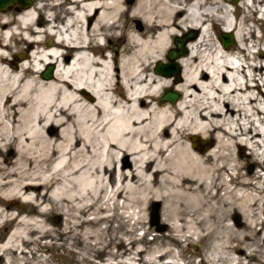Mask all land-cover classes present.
<instances>
[{
    "label": "bare ground",
    "instance_id": "obj_1",
    "mask_svg": "<svg viewBox=\"0 0 264 264\" xmlns=\"http://www.w3.org/2000/svg\"><path fill=\"white\" fill-rule=\"evenodd\" d=\"M229 1L32 0L0 10V218L17 201L43 215L73 210L66 229L86 227L94 240L88 228L111 205L135 230L159 201L167 233L156 229L155 247L132 252L136 264H182L169 248L179 238L212 240L199 264H242L232 253L249 248L247 258L264 264L253 241L264 211V0ZM236 9L247 13L240 21ZM217 25L233 47L213 38ZM185 32L195 36L173 59L178 76L155 72ZM12 41L21 47L13 51ZM166 88L178 94L174 102L159 99ZM244 147L258 171L240 173ZM231 212L243 229L225 223ZM26 218L25 228L39 225ZM27 233L15 230L0 246L2 264ZM141 238L117 240L121 255Z\"/></svg>",
    "mask_w": 264,
    "mask_h": 264
},
{
    "label": "rangeland",
    "instance_id": "obj_2",
    "mask_svg": "<svg viewBox=\"0 0 264 264\" xmlns=\"http://www.w3.org/2000/svg\"><path fill=\"white\" fill-rule=\"evenodd\" d=\"M246 1L247 0H238V3ZM229 4H232V0L229 1ZM12 6H14V4L4 8V11L13 12V10L15 9L12 8ZM246 14V12H242L238 9L234 11V17L237 19V21H240L242 18H244ZM247 24L255 26V28H257V25L252 23L251 21L247 22ZM220 27L221 26L215 28L213 27V29L211 30L213 38H215L221 31ZM263 29L264 27H260L259 30L261 31ZM186 33L187 32H185L183 35H185ZM256 34L260 36V32H258V29L256 31ZM11 46L13 48L14 46H16L13 51H15L18 47H21V45H15L14 41L11 42ZM233 46L234 45L228 48H231ZM24 47L25 46H22L24 52L26 51L27 53L30 51V49L25 50ZM111 47L116 48V43L114 41L111 42ZM174 48V44L171 41L170 49ZM15 55H17L18 59L20 60V53H15ZM165 56L166 54H164L163 63H166L168 61ZM257 84L260 92L262 91V93H264V87L262 86L261 82H257ZM243 151L246 154L247 159L244 163L245 165H243V167L240 169V173L249 174L258 171V167L254 161L255 158L250 155L249 149L247 147H244ZM259 185L261 189H264L263 173H260ZM35 195L36 193L33 192H31L30 194L31 198L35 197ZM118 203L119 205L121 204L119 200ZM10 207L11 208L6 210V214L10 218H8L7 216L3 217L5 219L0 218V246L4 245L13 231L19 229L28 232L27 241L26 239L22 240L19 245V249H17V251L12 254L10 264H136L134 260L132 261V258L136 259V256L133 255L135 250L144 249L147 252L156 246V243L149 242L151 241V238L153 237V234H155V231L157 229V225L150 222V213L153 210H156V215H158V225L162 224L159 219L162 208L159 201H153L147 204V208H145L143 214L144 222L142 223V225H139L141 226L140 228H137L135 230H132V228L134 226H137L138 224L134 225V220H129L128 222H126V219L119 216L121 212L119 210V207L115 206V208L111 205L109 211H102L98 213L99 216H107V218H103L102 220H100L96 227L93 226L91 228H88L90 229V231H94V233L97 232L98 236L94 238V240H92L87 238L85 239V234L87 231L86 227L76 226L71 232L66 229V227L71 225V223L74 221V216L77 215L76 211L69 210L65 215L61 210H51L43 215L39 214L36 211L35 207L31 204L20 201L14 202L12 205L10 204ZM260 210H262V208ZM129 211H132V209H129ZM12 217L14 218L11 219ZM21 217H27L26 219H28L29 217L37 221L39 225L34 227L33 225L29 224L25 228L22 223L19 224V220ZM91 217L92 215L88 216V218ZM261 217L262 222L257 226L259 232L254 235L253 241L256 244L255 249L257 251V255L259 256L258 258L259 260L263 261L264 211L263 213H261ZM25 221L29 222L28 220ZM225 223L231 225L237 230L243 229V227L245 226L244 219L238 212H231L228 220ZM157 230H159L158 232L160 233H167V227L165 228V226L163 229ZM144 231H147V233L143 236ZM221 233L222 229H219L218 235H221ZM225 233L226 231L223 232V234ZM215 236H217V234H215ZM140 238L142 242L141 244H138V246L133 244H124V248H127L129 250L126 251L127 255H121L123 247L118 246L117 240L124 239L127 240V242L125 241V243H128L133 239L137 240ZM172 241L171 243H169V248L174 254L180 255L179 258L182 259V264L183 262L184 264H199V261L204 259L209 254V249L211 248L212 244V240L210 239L198 242L196 240L187 241L183 238H179L178 242ZM95 242H101L102 244L94 245ZM250 245L251 242L244 241V246L250 247ZM251 249L252 248L244 249L243 254L245 256L242 255V253L240 254L234 252L232 253L231 257L236 259V257L243 256V258L241 259L242 264H257L256 261H251L250 258H247V255ZM140 256H144V253H142ZM137 257L139 258V255H137ZM0 264H2L1 260Z\"/></svg>",
    "mask_w": 264,
    "mask_h": 264
},
{
    "label": "water",
    "instance_id": "obj_3",
    "mask_svg": "<svg viewBox=\"0 0 264 264\" xmlns=\"http://www.w3.org/2000/svg\"><path fill=\"white\" fill-rule=\"evenodd\" d=\"M31 1L32 0H0V10L6 7H9L13 3H17L19 6L25 7V6H28ZM194 36H195V32H188L181 37L180 36L173 37L172 42L174 44L175 50H172V49L168 50L165 56L168 61L166 63L157 62L154 66V71L162 75H166V76L172 75L174 77H177L179 74V67L173 61V59L185 53L186 50L183 45L185 43V39L187 37L192 38ZM217 38L222 46H228L233 43L232 34L230 32H219L217 35ZM51 69H52L51 65H46L44 70L40 74L41 77L45 79L50 78ZM177 97H178V94L176 92L172 91L170 88H166L163 90V93L159 99L161 101L174 102L177 99ZM202 147L204 146L202 145ZM150 222L155 223L157 225V229L161 230L164 228L163 225H158L156 210H153L150 213Z\"/></svg>",
    "mask_w": 264,
    "mask_h": 264
},
{
    "label": "flooded vegetation",
    "instance_id": "obj_4",
    "mask_svg": "<svg viewBox=\"0 0 264 264\" xmlns=\"http://www.w3.org/2000/svg\"><path fill=\"white\" fill-rule=\"evenodd\" d=\"M14 4V6H12V8H15V7H17L18 6V4L17 3H13ZM13 4H11V5H13ZM10 5V6H11ZM11 10V9H10Z\"/></svg>",
    "mask_w": 264,
    "mask_h": 264
}]
</instances>
